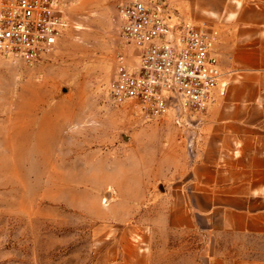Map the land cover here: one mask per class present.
Returning <instances> with one entry per match:
<instances>
[{
	"label": "rangeland",
	"instance_id": "1",
	"mask_svg": "<svg viewBox=\"0 0 264 264\" xmlns=\"http://www.w3.org/2000/svg\"><path fill=\"white\" fill-rule=\"evenodd\" d=\"M130 1L58 0L69 27L51 54L0 53V264H204L198 231L165 227L203 115L109 97Z\"/></svg>",
	"mask_w": 264,
	"mask_h": 264
},
{
	"label": "crops",
	"instance_id": "2",
	"mask_svg": "<svg viewBox=\"0 0 264 264\" xmlns=\"http://www.w3.org/2000/svg\"><path fill=\"white\" fill-rule=\"evenodd\" d=\"M144 1L218 34L219 83L166 230L198 231L204 264H264V0Z\"/></svg>",
	"mask_w": 264,
	"mask_h": 264
},
{
	"label": "built area",
	"instance_id": "3",
	"mask_svg": "<svg viewBox=\"0 0 264 264\" xmlns=\"http://www.w3.org/2000/svg\"><path fill=\"white\" fill-rule=\"evenodd\" d=\"M121 39L130 48L116 58L108 83L115 104L133 103L145 116L172 111L176 122L203 115L220 78L217 31L171 21L164 6L119 4ZM69 27L58 0H0V53L32 65L51 54Z\"/></svg>",
	"mask_w": 264,
	"mask_h": 264
},
{
	"label": "bare ground",
	"instance_id": "4",
	"mask_svg": "<svg viewBox=\"0 0 264 264\" xmlns=\"http://www.w3.org/2000/svg\"><path fill=\"white\" fill-rule=\"evenodd\" d=\"M220 86H221V88H223V89L225 88V84H221ZM223 89H222V90H223Z\"/></svg>",
	"mask_w": 264,
	"mask_h": 264
}]
</instances>
